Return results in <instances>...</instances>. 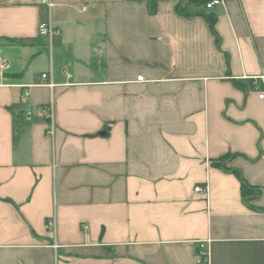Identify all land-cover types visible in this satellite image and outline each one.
Wrapping results in <instances>:
<instances>
[{
    "label": "crops",
    "instance_id": "crops-1",
    "mask_svg": "<svg viewBox=\"0 0 264 264\" xmlns=\"http://www.w3.org/2000/svg\"><path fill=\"white\" fill-rule=\"evenodd\" d=\"M0 60V264H264V0H0Z\"/></svg>",
    "mask_w": 264,
    "mask_h": 264
},
{
    "label": "built area",
    "instance_id": "built-area-1",
    "mask_svg": "<svg viewBox=\"0 0 264 264\" xmlns=\"http://www.w3.org/2000/svg\"><path fill=\"white\" fill-rule=\"evenodd\" d=\"M45 4H47V6H50L51 4L48 3V2H43ZM224 3V0H210L206 3L205 5V8L207 10H211L213 9L214 7L216 6H220ZM39 34L41 36H45V37H48V38H52L53 36H57L59 35V31L50 27L47 23H41L40 26H39ZM7 62L3 61V60H0V70L1 71H6L7 70ZM46 74L45 75H42V79H46ZM47 86L49 87H53V83L52 82H47L46 83ZM24 96H27L28 95V92L27 91H23L22 93ZM263 97V93L260 94L259 98H262ZM195 192H200L202 191L200 187H197L194 189ZM49 226L51 224H48ZM196 264H209V260H208V256H207V252L204 248V245L199 243L198 245V249L196 251Z\"/></svg>",
    "mask_w": 264,
    "mask_h": 264
},
{
    "label": "trees",
    "instance_id": "trees-1",
    "mask_svg": "<svg viewBox=\"0 0 264 264\" xmlns=\"http://www.w3.org/2000/svg\"><path fill=\"white\" fill-rule=\"evenodd\" d=\"M208 1H210V0H195V2H196L197 5H201V6H204V7H205V5H206V3H207ZM151 10H153V9H152V6H151ZM204 16H205V18L208 20L210 27L213 28V22H214L215 18H214L212 15H207V14H204ZM212 32H213V34L215 35V37H216V39H217V36H216L214 30H212ZM217 40H218V39H217ZM223 168H224V166H223ZM232 172H233L234 174H236L237 177H238V178L240 179V181H241V194H242V196H243L244 198L247 197V196H249V194H250V190H251L250 186H248V185L245 183V181L241 178V174H240L238 171H236V170H232Z\"/></svg>",
    "mask_w": 264,
    "mask_h": 264
}]
</instances>
